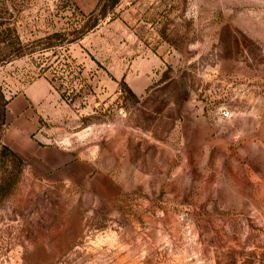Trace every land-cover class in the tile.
Returning <instances> with one entry per match:
<instances>
[{
	"label": "rangeland",
	"instance_id": "obj_1",
	"mask_svg": "<svg viewBox=\"0 0 264 264\" xmlns=\"http://www.w3.org/2000/svg\"><path fill=\"white\" fill-rule=\"evenodd\" d=\"M0 3L21 42L0 52L22 55L0 65V149L35 92L21 149L102 154L68 176L19 154L0 264H264V0H118L92 30L99 0Z\"/></svg>",
	"mask_w": 264,
	"mask_h": 264
},
{
	"label": "crops",
	"instance_id": "obj_2",
	"mask_svg": "<svg viewBox=\"0 0 264 264\" xmlns=\"http://www.w3.org/2000/svg\"><path fill=\"white\" fill-rule=\"evenodd\" d=\"M34 94L35 92H25L15 97L11 102V114L14 122L9 138L14 150L21 155H25L27 152L32 153L36 160V168H40L45 173L57 171L68 176L73 169L80 168L87 175L94 174L102 163L100 149L94 145L80 149L74 146L71 148L43 146L35 142L29 149H21V144L26 138L32 137L39 131V117L32 110L34 100L37 99ZM71 181L73 180L71 179Z\"/></svg>",
	"mask_w": 264,
	"mask_h": 264
},
{
	"label": "trees",
	"instance_id": "obj_3",
	"mask_svg": "<svg viewBox=\"0 0 264 264\" xmlns=\"http://www.w3.org/2000/svg\"><path fill=\"white\" fill-rule=\"evenodd\" d=\"M118 0H99V4L97 6V11L92 13L88 17L89 30L94 29L98 24L101 18H104L116 6ZM1 5V3H0ZM16 15H11V17H2L0 16V45L6 42V37L4 35H12L15 37V41L18 45L21 44L19 33L16 28ZM66 35L57 33L55 37L61 38ZM78 37L71 42L77 41L85 36V34L77 35ZM22 55L14 52L6 53L0 52V65L9 63L12 60L21 57ZM46 146V145H44ZM0 157L5 161L4 165L7 167V171L4 170L2 183L0 185V192H4L9 189L10 195H12L13 186L17 183L19 175L22 174L24 170V161L23 158L15 153L10 148L4 146L0 149ZM15 167V169H13ZM11 168V170H9Z\"/></svg>",
	"mask_w": 264,
	"mask_h": 264
}]
</instances>
